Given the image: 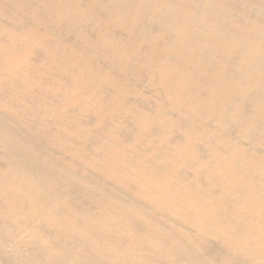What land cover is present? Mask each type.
Listing matches in <instances>:
<instances>
[{"label": "bare ground", "instance_id": "6f19581e", "mask_svg": "<svg viewBox=\"0 0 264 264\" xmlns=\"http://www.w3.org/2000/svg\"><path fill=\"white\" fill-rule=\"evenodd\" d=\"M0 264H264V0H0Z\"/></svg>", "mask_w": 264, "mask_h": 264}]
</instances>
